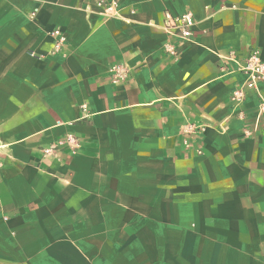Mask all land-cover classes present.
<instances>
[{"label":"crops","instance_id":"crops-1","mask_svg":"<svg viewBox=\"0 0 264 264\" xmlns=\"http://www.w3.org/2000/svg\"><path fill=\"white\" fill-rule=\"evenodd\" d=\"M121 5L0 0V264H264V84L243 119L232 102L239 66L264 61V0ZM166 11L194 14L190 42Z\"/></svg>","mask_w":264,"mask_h":264},{"label":"built area","instance_id":"built-area-1","mask_svg":"<svg viewBox=\"0 0 264 264\" xmlns=\"http://www.w3.org/2000/svg\"><path fill=\"white\" fill-rule=\"evenodd\" d=\"M94 11L104 20H126L123 14L121 0H91ZM38 10L32 13V17L37 15ZM134 10L130 11L133 15ZM197 20L191 11H187L180 15H174L170 11L165 12V18L161 27L162 31L170 38L180 41L190 42L192 40ZM50 37L54 40L53 55L66 56V49L68 46L67 35L57 28L49 33ZM164 52L174 60L179 58V50L173 43H167L164 46ZM239 71L247 76L246 82L242 87L234 91L232 95V102L236 110L239 111L238 117L243 119V104L246 99L247 90H256L259 92V85L264 84V61L261 58L260 52L253 49L249 54L248 59L243 65L239 66ZM130 76V70L123 65H114L110 68L109 81L114 86L125 85ZM261 102L260 111L264 115V96L259 93ZM261 117V116H260ZM254 131H246L247 135H252ZM67 146L70 148L71 153H76L81 147V138L76 134H68L65 139L59 142L58 147ZM55 149H44L45 154H51Z\"/></svg>","mask_w":264,"mask_h":264}]
</instances>
